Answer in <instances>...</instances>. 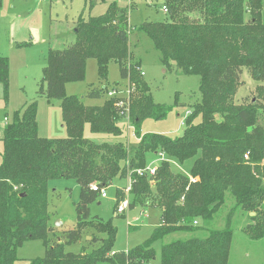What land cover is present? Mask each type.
Segmentation results:
<instances>
[{"label": "trees", "instance_id": "16d2710c", "mask_svg": "<svg viewBox=\"0 0 264 264\" xmlns=\"http://www.w3.org/2000/svg\"><path fill=\"white\" fill-rule=\"evenodd\" d=\"M163 2L166 18L143 21L136 29L151 39L161 62L199 76L200 98L185 116L183 132L175 137L138 133L144 118L162 119L169 107L154 102L149 86L139 78L140 61H131L126 9L111 0L103 14L78 18L74 40L62 49L47 51L37 89L48 101L60 100L67 136L38 134L36 100L25 103L2 129L0 264H13L17 248L29 239L42 240L46 249L28 264H148L155 255L154 241L174 232L199 230V220L211 221L228 195L233 201H227L230 211L225 226L210 229L205 236L163 244L160 264H226L232 220L241 211L255 213L245 231L254 238L264 236V96L234 102L244 68L264 83L263 0ZM91 57L96 59L101 80L106 79L108 61H116L120 77L133 82L135 94L128 93L122 105L117 97L107 96L105 86H91L87 93L90 98H102L100 104H84L79 96L66 95L65 84L83 79ZM8 68L7 56H0V82L5 88ZM124 113L138 139L131 154L120 141L97 142L83 135L88 124L93 133L121 136L118 121ZM260 116L263 124L258 123ZM159 151L180 163L194 158L188 174L173 173L169 160H164L156 169L153 187L145 176H138L135 170L147 165V154ZM127 167L131 170L129 194L136 200L141 195L152 199L160 210L159 224L142 244L113 253L115 228L89 215V204L99 197L90 185L107 188L114 179L125 178ZM54 179H73L80 191L75 225L50 241L47 193ZM120 200L116 198L115 207ZM133 205L134 199L129 200V206ZM85 227L106 235L91 236L90 250L66 251V246L79 241Z\"/></svg>", "mask_w": 264, "mask_h": 264}, {"label": "rangeland", "instance_id": "374dc122", "mask_svg": "<svg viewBox=\"0 0 264 264\" xmlns=\"http://www.w3.org/2000/svg\"><path fill=\"white\" fill-rule=\"evenodd\" d=\"M109 1L111 0H0V56H7L9 64L7 87L5 88L0 82V161L3 151L1 136L4 124L10 123L13 114L32 100L37 101L38 134L47 138L67 136L61 115L60 100L48 101L44 95L37 93L42 68L46 64V54L49 49H62L71 43L75 38L76 20L103 14ZM116 2L119 7L127 11L129 21L127 50L131 54V61H140V68L137 71L139 78L149 86L154 102L169 107L166 116L162 119L144 118L138 133L178 136L184 128L181 120L189 113L192 104L200 98L199 76L184 74L177 67L161 62L159 51L154 48L151 39L144 32L136 29L143 21L155 22L166 18V12L162 10L163 0H116ZM261 11L264 21V0ZM247 17L248 13L245 14V18ZM240 80L242 84L234 95V102L240 103L245 98L249 100L258 96L263 98L264 83L254 80L247 69H243ZM91 86H105L121 100H124L128 93L135 94V85L120 77L119 65L113 59L108 61L106 79L101 80L97 73L96 59L88 58L83 79L67 82L65 94L79 96L84 104H100L102 98L88 97L87 93ZM262 100L264 102V99ZM199 120V117L194 119L195 122ZM258 123L263 124L261 116ZM118 124L122 131L121 136L118 137L105 133H93L89 130L88 124L84 126L83 135L97 142L120 141L131 154L137 147L138 141L135 129L130 125L127 114L121 115ZM166 157L173 173L188 174L194 160L192 158L180 163L172 157L167 155ZM156 159V153H148L147 165ZM124 172V179H114L113 183L106 188L107 197L99 196L89 204L90 217L97 216L102 221L110 222L116 230L111 249L113 253L126 251L142 244L159 224L160 210L155 207L152 199L141 195V198L136 200L135 197L127 194L125 187L128 182H131V170L127 167ZM135 173L138 176H145L151 186L156 181V174L149 175L143 171ZM79 191V186L73 179L49 181L47 200L50 214L49 225L52 227L48 235L50 241L58 240L63 230L75 225L77 216L75 204L79 199ZM116 198L134 199V205L129 206L123 213L117 214L115 212ZM228 200L232 204L233 200L228 195L211 221L199 220V230L174 232L161 240L154 241L152 247L155 255L148 264H160L161 246L165 243L175 239L205 236L210 229L223 228L230 211ZM236 214L232 220L233 234L226 264H264V236L251 237L244 229L247 225L251 226L253 221L250 216L255 213L250 215L248 212L241 211L238 213L239 216ZM197 224L198 222L194 223V225ZM105 235L104 232H98L93 227H85L79 241L66 246L65 250L72 252H79L81 249L90 250L93 247L88 244L91 236L105 237ZM97 244L98 242L95 243ZM45 249L42 240L29 239L17 248V259L13 264H28L30 259L43 256Z\"/></svg>", "mask_w": 264, "mask_h": 264}, {"label": "built area", "instance_id": "2783aa9c", "mask_svg": "<svg viewBox=\"0 0 264 264\" xmlns=\"http://www.w3.org/2000/svg\"><path fill=\"white\" fill-rule=\"evenodd\" d=\"M162 10L164 12H167V9L165 8V6H163ZM142 74H143V72H142ZM107 93H108V95H107L108 97H114V96L117 97L116 95L112 94L111 91H108ZM127 97H125V98H127ZM117 98H118L117 104L118 105H122L124 100L119 99V96ZM124 114H127V113H124ZM183 123H184V119L181 120V124H183ZM156 155H157L156 161L152 162L150 165H147L143 169H137L136 172L140 173L141 171H143L146 174L154 175L155 172H156V169H157L156 166L159 165L160 162H162L164 160H168L166 155H165V153L163 151L157 152ZM244 157H247V155H244ZM263 163H264V157H263ZM90 187H91L92 190L98 191L100 197H103V198L107 197V193L105 191L106 190L105 187L104 188H98L97 184H94V183L91 184ZM130 188H131V182H128L126 187H125V191L127 192V194H129ZM128 207H129V200L127 198L123 199V200H120L116 204L115 212L117 214L123 213Z\"/></svg>", "mask_w": 264, "mask_h": 264}, {"label": "water", "instance_id": "95a60500", "mask_svg": "<svg viewBox=\"0 0 264 264\" xmlns=\"http://www.w3.org/2000/svg\"><path fill=\"white\" fill-rule=\"evenodd\" d=\"M250 215H253V212H250Z\"/></svg>", "mask_w": 264, "mask_h": 264}, {"label": "crops", "instance_id": "0c3cea01", "mask_svg": "<svg viewBox=\"0 0 264 264\" xmlns=\"http://www.w3.org/2000/svg\"><path fill=\"white\" fill-rule=\"evenodd\" d=\"M262 12V11H261ZM263 15V14H262Z\"/></svg>", "mask_w": 264, "mask_h": 264}]
</instances>
